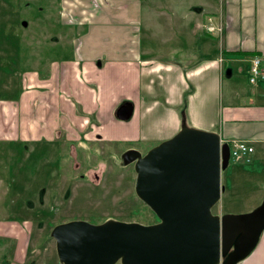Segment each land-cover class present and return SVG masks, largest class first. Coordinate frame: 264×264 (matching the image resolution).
Returning <instances> with one entry per match:
<instances>
[{
  "label": "crops",
  "instance_id": "obj_1",
  "mask_svg": "<svg viewBox=\"0 0 264 264\" xmlns=\"http://www.w3.org/2000/svg\"><path fill=\"white\" fill-rule=\"evenodd\" d=\"M146 1L60 0V23L78 28L74 51L67 60H50L45 70L24 73L19 95L0 94V140L66 147L73 155L78 152L81 163V153L93 143L99 151L112 153L106 149L112 147L115 156L125 149L142 153L171 137L184 122L218 132L221 141L248 140L251 163L264 161V80L248 81L250 56L264 55V0H185L179 21L183 25H178L177 9L169 4L173 1L167 2L168 11L165 3L163 11L157 9L165 19L142 17ZM209 15L213 24H221V37L202 30ZM172 49L177 50L175 56L169 54ZM242 74L249 83L246 91L240 85ZM123 102L131 103L127 119L116 115ZM105 158L109 161V154ZM223 174L220 201L228 203L236 192ZM243 179L249 177L242 176L238 186ZM254 193L251 201L259 194V203L264 180ZM218 211L242 210L227 204ZM23 221L22 229L10 217L0 219V236L15 239L10 250L0 246L12 257L3 264H40L38 242H28L38 220ZM41 264L62 263L54 254ZM237 264H264V229Z\"/></svg>",
  "mask_w": 264,
  "mask_h": 264
},
{
  "label": "rangeland",
  "instance_id": "obj_2",
  "mask_svg": "<svg viewBox=\"0 0 264 264\" xmlns=\"http://www.w3.org/2000/svg\"><path fill=\"white\" fill-rule=\"evenodd\" d=\"M168 1H173L169 4L177 9L178 25H183L179 22L181 7L187 5V0H148L142 9V17L153 16L165 19L166 14H159L157 9L161 8L160 10L163 11L165 3L168 11ZM189 2L195 4L198 0ZM59 3L60 0H0V94L2 96L19 95L24 73L45 70L50 60H67L73 53L74 38L78 28L74 24L60 23ZM152 4L155 11L152 10ZM216 21L217 18H214V22ZM174 35L178 37L177 34ZM53 38L58 40L54 41ZM185 44L190 46V40L187 39ZM176 52L177 50L172 49L169 54L175 56ZM244 78L242 74L240 85L246 91L249 89V83ZM234 80L232 78L227 83H232ZM244 97L248 98L246 95ZM246 100L249 102L248 99ZM28 142L29 140L18 141L16 145L15 142L0 140V197L4 198L0 201V208L2 207L0 219L10 217L23 229V218L33 221L44 218L43 227L30 228L31 238L28 240L33 245L38 242L36 245L42 254L38 261L40 264L46 263L48 257L56 255L54 239L48 233L51 228L48 221L56 223L85 219L92 223H100L107 219H118L148 224L158 220L155 213L134 192L133 163L127 162L125 165L119 160V154L113 155L112 147H106L111 149L112 153L104 150V154L103 151L98 154L99 146L93 143L81 153L83 166L81 170H75L71 166V160L67 158L66 168L61 170L53 167V176L57 182L49 183L47 182L49 176L44 177L40 171H34L36 165L42 161L43 169L49 173L50 168L43 162V154L33 153L31 159L33 162L29 166ZM58 152V148H54L51 157L56 156ZM105 154L110 155L109 161L106 160ZM236 162L238 164L233 167ZM260 165L262 169L260 167L258 170ZM96 166L97 168H94ZM263 169L264 161L255 160L254 163H249L243 159L238 161L229 159L228 166L222 172L225 183L234 186L236 197L231 198L228 203L226 200L219 201L212 212L216 213L220 207L226 208L227 204L231 209H241L240 213L254 208L258 204L260 195L258 194L255 200L251 201V199L256 195L254 192L257 186L264 180ZM242 170L248 171L243 174ZM87 173H90V177ZM92 173L98 175L95 184ZM81 176L83 179H79ZM242 176H248L249 179H243V186H238ZM60 179H66V183L62 186L59 184ZM42 187H45L46 191L43 202L39 205L38 194L41 190L37 193L34 191ZM62 193H65V196H62ZM26 200L33 202L34 207L29 209ZM4 244L9 246L8 250H10L15 244L14 237L0 236V246ZM8 250L0 251V264H3L4 260L7 263L11 261V253Z\"/></svg>",
  "mask_w": 264,
  "mask_h": 264
},
{
  "label": "water",
  "instance_id": "obj_3",
  "mask_svg": "<svg viewBox=\"0 0 264 264\" xmlns=\"http://www.w3.org/2000/svg\"><path fill=\"white\" fill-rule=\"evenodd\" d=\"M131 103L117 117L127 119ZM218 132L182 123L171 137L144 153L122 154L133 162L134 192L157 216L154 223L107 219L69 220L50 235L62 264H237L264 229V195L241 213H213L224 186L221 172L229 146Z\"/></svg>",
  "mask_w": 264,
  "mask_h": 264
},
{
  "label": "flooded vegetation",
  "instance_id": "obj_4",
  "mask_svg": "<svg viewBox=\"0 0 264 264\" xmlns=\"http://www.w3.org/2000/svg\"><path fill=\"white\" fill-rule=\"evenodd\" d=\"M42 143H30V145H29V147H28V150H29V152H30V161H29V166H30V164H32V157H33V153H35L36 155H40V154H43V162L47 165V166H49V173L47 172V171H45L44 169H43V163H42V161H40L37 165H36V167H35V170L34 171H40L43 175H44V177H47V176H49V179H48V181L47 182H49V183H54V182H57L56 181V178H54V176H53V167H57L58 169H64V168H66V166H67V158H69L70 160H71V166L73 167V168H75V170H78V169H80V168H82L83 166H82V162L81 163H79L78 162V152H76V155H73V153L71 152V150L69 149V148H66V147H61V148H58V147H48V146H46V145H43ZM54 148H58V153H57V155L56 156H54V157H51V154H52V152L54 151ZM126 150V149H125ZM125 150H123V151H121L120 153H119V155H120V158H119V160L120 161H122L123 162V160H122V153L125 151ZM101 151H103V150H100V152L98 153V154H100L101 153ZM103 154H104V151H103ZM109 157H110V155H109ZM124 164H125V162H123ZM126 165V164H125ZM82 166V167H81ZM81 170V169H80ZM87 175H88V177H90V173H87ZM92 175L95 177L94 179H93V184H95L96 182H95V180L97 179V174L96 173H92ZM36 176H38V175H36ZM67 179V178H66ZM66 179L65 180H63V179H60L61 181H60V185L62 186V184H64V183H66ZM79 179H83V176H81V178H79ZM72 180H74L73 178H72ZM39 190H41V193L40 194H38V198H39V200H38V202H37V204H41L42 202H43V197H44V194H45V191H46V188L45 187H42L41 189L40 188H38V190L36 189L35 191H34V193H37ZM55 191V190H54ZM56 192V191H55ZM33 193V194H34ZM57 194V193H56ZM57 195H61V193L60 194H57ZM62 196H65V193H62ZM36 197H37V194H36ZM26 202L27 203H29V207L30 208H32V207H34V203L33 202H30L29 200H26ZM39 204V205H40ZM38 220V224L39 225H37V226H39V227H43L44 226V224H43V219L42 218H39V219H36V221ZM48 223H49V225L51 224V221H48Z\"/></svg>",
  "mask_w": 264,
  "mask_h": 264
},
{
  "label": "built area",
  "instance_id": "obj_5",
  "mask_svg": "<svg viewBox=\"0 0 264 264\" xmlns=\"http://www.w3.org/2000/svg\"><path fill=\"white\" fill-rule=\"evenodd\" d=\"M201 26L208 32H214L220 34L222 32L221 24H213L211 16H208L205 21L202 22ZM248 69V81L255 83L258 80H264V56L253 55L249 59ZM229 154L233 160L243 159L246 162L250 160V153L253 151V147L249 141L243 139L232 138L228 141Z\"/></svg>",
  "mask_w": 264,
  "mask_h": 264
},
{
  "label": "trees",
  "instance_id": "obj_6",
  "mask_svg": "<svg viewBox=\"0 0 264 264\" xmlns=\"http://www.w3.org/2000/svg\"><path fill=\"white\" fill-rule=\"evenodd\" d=\"M235 54H238V55H240V54H244V53H235ZM246 54H248V53H246Z\"/></svg>",
  "mask_w": 264,
  "mask_h": 264
}]
</instances>
